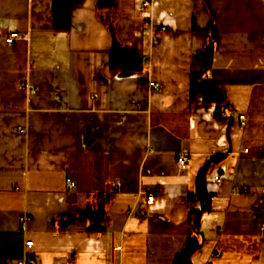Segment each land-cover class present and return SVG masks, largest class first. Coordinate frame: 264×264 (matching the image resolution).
<instances>
[{"label":"crops","instance_id":"crops-1","mask_svg":"<svg viewBox=\"0 0 264 264\" xmlns=\"http://www.w3.org/2000/svg\"><path fill=\"white\" fill-rule=\"evenodd\" d=\"M145 1L81 0L58 30L52 0H0V264H174L188 238L189 264H264V2ZM211 26L222 119L190 102Z\"/></svg>","mask_w":264,"mask_h":264},{"label":"trees","instance_id":"trees-1","mask_svg":"<svg viewBox=\"0 0 264 264\" xmlns=\"http://www.w3.org/2000/svg\"><path fill=\"white\" fill-rule=\"evenodd\" d=\"M81 0H52V15L54 26L58 30H68L70 27V11L73 5L80 3ZM101 5V2L99 3ZM209 32V45L204 49L200 55L202 62V71L191 75V88H190V102H194L197 97H201L204 104H213L215 107L216 119H222L219 113V108L224 105H228L226 102L225 94L221 86L205 77L206 71L211 64V58L213 54L212 46L216 39V31L211 26L208 29ZM109 68L117 72H132L140 71L142 68V61L138 58L136 51L128 47H120L117 44H113L110 57ZM205 179L203 171L196 178V193L201 195L204 190ZM82 218L88 221V231L99 232L102 230L104 211L102 206L93 210L92 208H86L82 214ZM192 222V228L197 230L198 216L194 215ZM198 248L195 241L188 238V242L185 247L181 249L175 258L174 264H189V258L191 254Z\"/></svg>","mask_w":264,"mask_h":264},{"label":"built area","instance_id":"built-area-1","mask_svg":"<svg viewBox=\"0 0 264 264\" xmlns=\"http://www.w3.org/2000/svg\"><path fill=\"white\" fill-rule=\"evenodd\" d=\"M262 2H264V0H262ZM143 5H144V7H147L149 5V1L148 0L145 1ZM160 30H164V28H160ZM18 38H19V36H18V34L16 32H9L6 35L4 40H5V42L7 44H12ZM156 88H158V84H154L153 85V89H156ZM239 119L241 121L240 125L244 126L245 125V122H244L245 121V116L244 115H240ZM247 152H248V149H244L242 151V153H247ZM177 162H178L180 167H185L186 164H187V157L179 156L177 158ZM218 178H219L218 176L215 177V180H218ZM114 186L115 187H119L120 186L119 182L114 183ZM66 187H67L68 190H71V189H73L75 187V183L73 181H71L70 179H66ZM154 199H155L154 195L152 193H149V194L146 195L145 202H146L147 205H151L154 202ZM26 220H27L26 217H21L20 218V223L24 224L26 222ZM30 246H32V241H30V240L25 241V247L28 248ZM112 249H113L114 252H116V251H120L121 247L120 246H113ZM217 256L218 255H216V257ZM17 264H27V263H26L25 259H22V260L18 261ZM32 264H37V262H33ZM110 264H115V262L113 260H111Z\"/></svg>","mask_w":264,"mask_h":264}]
</instances>
